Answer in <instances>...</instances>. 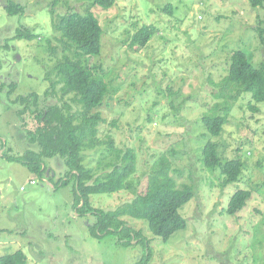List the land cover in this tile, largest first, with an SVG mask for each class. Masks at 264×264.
<instances>
[{
	"label": "rangeland",
	"instance_id": "obj_1",
	"mask_svg": "<svg viewBox=\"0 0 264 264\" xmlns=\"http://www.w3.org/2000/svg\"><path fill=\"white\" fill-rule=\"evenodd\" d=\"M11 1L25 11L8 16L0 2V257L22 251L27 264H138L150 249L148 264H264V103L239 97L220 138L209 137L201 122L225 113L215 95L233 52L253 56L256 66L264 61V8H252L248 0H115L109 10L90 8L103 31L102 53L90 64L100 68L110 93L96 110L104 122L95 147L83 152L84 165L100 177L116 152L132 149L137 156L130 179L135 189L93 195V208L111 211L132 201L161 157L171 162L176 186L194 193L179 211L185 230L163 242L145 221L126 217L141 239L123 246L114 234L91 237L87 228L95 218L76 213L74 183L58 186L66 171L62 161L44 160L46 172L38 177L9 160L36 149L25 134L35 122L25 116L21 129L15 99L31 93L42 98L47 73L65 54L50 11L84 13L90 0ZM21 26L38 38L16 40ZM143 26H154L156 34L144 48H134L132 37ZM12 83L16 90L9 94ZM56 102L50 97L42 104ZM208 141H218L223 157L244 161L242 182L223 186L220 170L204 167ZM237 190H250L252 197L229 216Z\"/></svg>",
	"mask_w": 264,
	"mask_h": 264
},
{
	"label": "trees",
	"instance_id": "obj_2",
	"mask_svg": "<svg viewBox=\"0 0 264 264\" xmlns=\"http://www.w3.org/2000/svg\"><path fill=\"white\" fill-rule=\"evenodd\" d=\"M8 16H21L25 8L11 0H0ZM254 9L264 8V0H248ZM115 0H90V6L84 13L68 12L65 15L53 17V29L60 35V43L64 55L49 70L46 80L49 86L43 94L31 93L18 96L15 104L21 109L17 116L23 122L29 116L35 122V127L26 131L27 142L35 146V150H27L22 156L9 158L10 161L23 165L31 174L41 177L46 172L44 160L59 159L66 171L59 180L58 186L66 187L74 183L73 207L81 216L90 215L95 218L94 224L87 230L91 237L100 239L105 235L118 236V242L130 246L131 241L141 239V232L127 225L126 217L143 220L147 223L150 233L163 242L168 241L173 234L187 228V221L179 211L194 197L190 186H176L171 176V162L161 157L148 173L145 190L135 193L132 201L118 206L115 210L104 211L93 208L90 197L93 195H112L126 190L135 189L130 182L136 173L137 156L132 149L123 153L116 152V161L112 162L109 171H103L96 177L93 170L84 165L83 152L93 149L98 140V126L104 122L101 114L96 111L110 93V84L104 76H99L100 68L90 62L102 53L103 31L99 20L90 10L100 7L109 10ZM171 10V5H167ZM156 34L154 26H143L132 37L131 46L144 48ZM264 41V34L259 32ZM16 40L33 41L38 38L24 26L16 30ZM264 43V42H263ZM4 48L9 49L8 42ZM2 62L0 60V69ZM9 94L16 90V84L8 86ZM115 90V89H113ZM248 94L256 104L264 103V61L260 66L254 65L253 56L237 50L229 59L227 75L218 84L216 98L222 101V115L217 113L205 115L201 119L203 127L211 138H220L224 127L228 124L232 104L239 97ZM56 98L54 104H42L43 100ZM43 105V106H41ZM221 111L220 108L217 111ZM256 110L257 109H253ZM110 140V139H109ZM109 142L110 149L112 140ZM222 146L218 141H208L202 149V161L208 169H219L223 177L222 185L240 183L244 178L246 164L237 157H223ZM240 152V150H238ZM119 160L117 161V159ZM56 185L55 188L56 189ZM250 190H237L230 198L226 214L235 216L240 213L251 199ZM144 259L138 264H148L150 249ZM0 264H27V257L22 251L0 257Z\"/></svg>",
	"mask_w": 264,
	"mask_h": 264
}]
</instances>
